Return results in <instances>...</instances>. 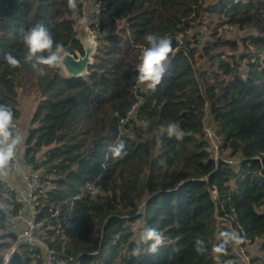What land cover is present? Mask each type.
I'll list each match as a JSON object with an SVG mask.
<instances>
[{"label": "trees", "instance_id": "trees-1", "mask_svg": "<svg viewBox=\"0 0 264 264\" xmlns=\"http://www.w3.org/2000/svg\"><path fill=\"white\" fill-rule=\"evenodd\" d=\"M257 10L252 0H118L108 24L90 16L98 53L88 75L71 77L37 65L46 53L26 61L20 32L42 24L82 53L81 0L76 10L67 0H0V103L18 120L19 91L29 86L24 158L40 170L37 221L54 223L49 209L68 217L59 229L40 227L46 248L20 243L8 264H237L234 243L219 260L211 251L231 224L255 245L252 263L264 264V34L229 37L226 27L249 31ZM147 33L169 36L173 47L154 90L137 80ZM7 53L21 67L9 66ZM205 110L222 140L218 159L204 137ZM170 122L183 139L160 134ZM121 139L127 155L114 159L109 148ZM17 198L0 179V248L15 242ZM145 227L163 233L155 252L139 242ZM198 239L204 254L194 250Z\"/></svg>", "mask_w": 264, "mask_h": 264}, {"label": "clouds", "instance_id": "clouds-1", "mask_svg": "<svg viewBox=\"0 0 264 264\" xmlns=\"http://www.w3.org/2000/svg\"><path fill=\"white\" fill-rule=\"evenodd\" d=\"M67 4L70 9H77V0H67ZM20 36L27 49L26 61L31 60L37 53H46L37 57V65L48 68H56L61 65L64 55H66L64 46L55 42L49 30L42 24L28 30L22 29ZM144 40L147 46L143 48L137 65V80L147 88L154 90L166 73L169 56L173 52L172 40L167 35L157 33H147ZM4 60L12 68L21 67V60L12 53H7ZM39 70L43 73L44 68ZM160 134H166L168 138L174 137L176 140L183 139L185 135L179 124L175 122H170L166 127H162ZM21 144L22 137L17 131L12 108L7 104L0 103V173L9 169L13 161L17 160ZM109 152L114 159H123L127 155L125 141L122 139L117 141L110 146ZM97 178L99 179V177ZM138 239L141 244H149L151 252H155L164 242L163 233L153 227H145L139 233ZM218 239L220 242L211 249L217 260L221 255L226 254L227 245L242 243V238L235 231L221 232ZM194 250L198 254H204L207 251L204 241L196 240ZM138 251L137 249V253Z\"/></svg>", "mask_w": 264, "mask_h": 264}, {"label": "built area", "instance_id": "built-area-1", "mask_svg": "<svg viewBox=\"0 0 264 264\" xmlns=\"http://www.w3.org/2000/svg\"><path fill=\"white\" fill-rule=\"evenodd\" d=\"M81 2L83 3V7L86 8L85 4L87 0H81ZM91 2L95 7L94 11H92V13L87 14L84 10V16L82 19H80L77 22V25L82 24V20H84L85 22L84 25L82 26H84L85 31L91 30L99 33V31H96L95 29L91 28V25L93 24V20L90 18V16L93 14H98L99 18L101 19H104L105 16L113 17V14L115 13L116 10V6L118 4V0H91ZM263 17H264V5L258 6V10L256 12V20L257 18L263 20L262 19ZM115 20L116 23L125 22V19L115 18ZM183 36L184 35L182 32H178L175 38L179 43H182ZM22 129H24V126L22 127ZM203 132H204V137L209 141L210 150L212 151L214 158L218 159L220 157V147L222 145V140L207 110H205V114L203 117ZM24 144L25 142H23L22 144L23 147L20 146L18 149L17 160L13 161L9 169L4 171L3 173H0V179H2L3 181H4V176L6 174H12V175H19L25 184V189L23 190L13 188L10 185H8L10 189L16 190L18 194L17 201L24 204V209L18 212L16 215L13 216L11 215L12 224L8 229V231L14 233L16 239L15 242L12 245H10V250L4 252L3 254L4 263L6 261L9 262L11 256L13 255V252L20 243H27L30 246H35V247L39 246L46 248L44 242L40 238V227L42 225H46L47 227L59 229L62 224L66 225L68 220L67 216H61L58 211H53L49 209V211H51L50 217H55V222L52 223V221L51 222L44 221V223H40L37 221V215L40 212V210L36 206L37 204L35 200L40 187V172H39L40 170L34 171L32 167H30L26 162L24 158ZM227 162L233 163L232 160H227ZM90 190H91V194H95L97 191L95 188L92 187H90ZM17 223H19V227L17 226L18 225ZM231 229L236 233H238V235L242 238V243L240 244L234 243L233 245L232 253L234 255L235 261L237 262V264H253L252 250H255L254 244H250V239L246 237L244 231H242V229L239 227L238 224L235 227L231 224ZM47 254L49 256L48 251Z\"/></svg>", "mask_w": 264, "mask_h": 264}, {"label": "water", "instance_id": "water-1", "mask_svg": "<svg viewBox=\"0 0 264 264\" xmlns=\"http://www.w3.org/2000/svg\"><path fill=\"white\" fill-rule=\"evenodd\" d=\"M83 52H70L65 50L66 55L60 65L64 74L71 77H83L89 74V66L95 61L100 45V35L98 32L88 30L84 35L79 37ZM27 128L29 124L26 125ZM4 264H8L6 261Z\"/></svg>", "mask_w": 264, "mask_h": 264}, {"label": "rangeland", "instance_id": "rangeland-1", "mask_svg": "<svg viewBox=\"0 0 264 264\" xmlns=\"http://www.w3.org/2000/svg\"><path fill=\"white\" fill-rule=\"evenodd\" d=\"M235 2H239L241 0H234ZM244 1H247V0H244ZM254 3H256V5L258 6H263L264 5V0H252ZM85 7L84 10L87 14L89 13H92V11H94L95 7L93 5V3L91 2V0H87L86 4H85ZM99 17V15H98ZM104 19H107V24L109 23V19L105 18ZM263 20H261L260 18L256 20V22L254 23V25L251 27V29L249 31H244V30H238L236 28H230L229 26H226L227 29H228V32H227V35L229 37H240V36H243V35H246L248 33H263L264 34V17L262 18ZM84 20H82V24H78L77 25V32H78V37L84 35L87 31H85L84 29ZM109 29V28H108ZM107 29V31H108ZM34 106H35V99L34 97L32 96V94L30 93V88L29 86H24L20 91H19V107H20V110H21V117L19 119V121L21 123H24L26 120H27V123L29 122L28 120L30 119V115H31V112L33 111L34 109ZM18 127V126H17ZM19 128V127H18ZM38 195V193H37ZM37 195H36V198H37ZM18 227H19V223H17ZM10 250V245H4L0 248V251H9Z\"/></svg>", "mask_w": 264, "mask_h": 264}, {"label": "crops", "instance_id": "crops-1", "mask_svg": "<svg viewBox=\"0 0 264 264\" xmlns=\"http://www.w3.org/2000/svg\"><path fill=\"white\" fill-rule=\"evenodd\" d=\"M19 119L16 120L15 123L19 127V128L17 127V131L19 132V134L22 137V144H23V142H25V136H26V131H27L26 130L27 129L26 124H29V122L27 123V120H26L24 123H21L19 121ZM23 126H24V129H22ZM22 144H21V147H23ZM4 181L8 185H10L11 187H13V188H17V189H21V190L25 189V184H24L23 180L21 179V177L19 175L6 174L4 176ZM254 247H255V245H254ZM256 253H257L256 250H252V254H256Z\"/></svg>", "mask_w": 264, "mask_h": 264}]
</instances>
